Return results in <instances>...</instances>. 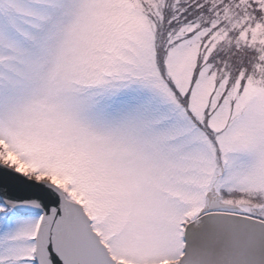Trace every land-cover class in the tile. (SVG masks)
<instances>
[{
    "label": "snow or ice",
    "instance_id": "1",
    "mask_svg": "<svg viewBox=\"0 0 264 264\" xmlns=\"http://www.w3.org/2000/svg\"><path fill=\"white\" fill-rule=\"evenodd\" d=\"M0 264H264V0H0Z\"/></svg>",
    "mask_w": 264,
    "mask_h": 264
}]
</instances>
